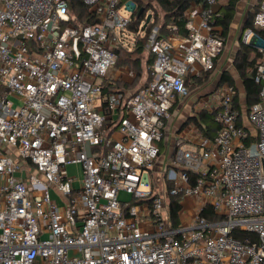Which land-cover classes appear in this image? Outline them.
I'll list each match as a JSON object with an SVG mask.
<instances>
[{
    "label": "built area",
    "instance_id": "built-area-1",
    "mask_svg": "<svg viewBox=\"0 0 264 264\" xmlns=\"http://www.w3.org/2000/svg\"><path fill=\"white\" fill-rule=\"evenodd\" d=\"M82 2L97 24L81 26L69 0H0V264H264V38L249 27L241 34L259 54V95L244 117L252 131L234 88L219 87L206 105L213 138L178 140L153 176L155 144L188 95L186 78L212 70L222 50L217 0L185 10L183 36L150 30L151 80L130 96L104 86L134 3ZM252 24L264 28V0ZM68 165H80L79 180ZM168 196L181 206L174 227ZM190 200L198 203L188 212ZM205 206L222 219L201 216ZM237 230L257 240L240 241Z\"/></svg>",
    "mask_w": 264,
    "mask_h": 264
},
{
    "label": "crops",
    "instance_id": "crops-1",
    "mask_svg": "<svg viewBox=\"0 0 264 264\" xmlns=\"http://www.w3.org/2000/svg\"><path fill=\"white\" fill-rule=\"evenodd\" d=\"M127 2L130 1H122L123 4H127ZM226 3L227 0H217L214 7L215 12H220ZM260 3L261 0H238L236 2L233 17L229 24L222 50L214 59L213 69L201 72L199 77L186 78L188 95L182 99H176L174 106L171 109L170 117L165 122L162 138L155 144L159 149V156L153 168V176L157 173L160 174L168 165L171 164L173 152L178 140H181V144L188 146L196 144L199 137H205L201 135L197 127L192 121H190V119L198 117L202 112L212 114L211 111H208L209 109L206 108V105L212 103L211 96L213 92L219 87L226 85L231 86L225 82L220 83L221 75L223 73H228L234 82V86L236 87L235 89L232 86L236 92V108L238 109L239 106L240 109V107L243 106L239 94L244 97V93L241 87L240 79L233 68V60L240 45L243 44L241 41V34L244 30V25L249 18L253 19L254 14L259 10ZM148 15L150 16L149 21H151L152 15L149 14L148 11L145 16V21L141 24L142 27H145L149 22L146 21V17ZM213 30V33H215V31H219L220 29L218 27H214ZM126 35L127 34L125 33V37L121 38V46L114 50L116 56L119 50L128 52L133 50L135 45V42L133 41L134 39L132 36V38H129V35H127L128 37ZM167 37L174 38L171 29L169 30ZM145 44L146 39L144 40L143 52L136 68H133L130 64H121L116 61L115 66L109 71L108 76L105 79L110 82L107 86L113 85L117 87V90H119L117 92H120L125 96H130L151 80L150 65L152 64L153 56L146 51ZM148 59H151V64H147ZM237 80L240 82V93L237 91ZM190 90L194 93L193 96L191 95ZM239 109L238 111L242 116L241 119L244 123V127L252 131V127H250L244 118L247 111L243 109V112H241ZM121 116L122 114L118 112V114L113 117L114 120H116ZM197 203V200L187 201L184 205V208H186L185 211L191 212V210L195 209Z\"/></svg>",
    "mask_w": 264,
    "mask_h": 264
},
{
    "label": "trees",
    "instance_id": "trees-1",
    "mask_svg": "<svg viewBox=\"0 0 264 264\" xmlns=\"http://www.w3.org/2000/svg\"><path fill=\"white\" fill-rule=\"evenodd\" d=\"M128 1L134 3L135 8L131 14L130 23L125 28V33L129 35V38L133 37L135 45L131 52L119 50L117 53V61L121 64H130L133 68H136L143 52L144 40L147 38L150 30L154 27H158L159 35L162 37H167L170 29H173L172 33L174 35H185L186 30L184 28L185 19L183 17V13L189 8L190 5L203 3L204 0ZM237 1L238 0H227V3L222 8V10L220 12H215L214 15L213 26L220 29L219 31H215L214 34L221 38L223 44L229 28V24L233 17L234 8ZM152 2H154L162 12V23L157 25L158 17L152 15L151 21H149L145 27H142L141 24L145 21L147 12L150 10L155 11L156 9V6L154 7ZM68 6V12L70 16L74 17L81 26L94 25L98 23L97 17L88 11V8L83 4L82 0H69ZM139 10H142V12L139 13ZM252 22L253 19L249 18L244 25V29L248 27L252 28L257 34L264 38V28L260 29L254 27ZM258 59V51L253 45L241 44L233 60V68L235 69L240 79L241 87L244 93V105L240 107V109L238 106V109L241 112H243V109L245 111H248L258 99L260 88L254 82V74ZM147 64H151V59H148ZM223 82L233 86L236 89L232 78L226 72L221 75L220 83ZM117 91L119 90H117V87L113 85L104 87L105 93H112ZM190 121L194 123L201 135L205 136L208 139H212L218 129V126L213 122L212 114L210 113L202 112L198 117L191 118ZM166 189L169 190L170 186L167 185ZM128 203L133 204V201H130ZM123 209L126 210V208ZM180 209L181 206L179 203V198L175 196H168L166 211L171 227L178 225V213ZM200 215L211 222L222 219L221 217L214 215L212 209L209 206H205ZM232 236L239 239L240 241L248 240L254 242L257 240L256 234L240 232L238 230L234 231L232 233Z\"/></svg>",
    "mask_w": 264,
    "mask_h": 264
},
{
    "label": "rangeland",
    "instance_id": "rangeland-1",
    "mask_svg": "<svg viewBox=\"0 0 264 264\" xmlns=\"http://www.w3.org/2000/svg\"><path fill=\"white\" fill-rule=\"evenodd\" d=\"M152 4L154 5V7L156 6V4L154 3V2H152ZM149 14H151V15H153V16H156V17H158V19H157V21H158V23H157V25H159V24H161L162 23V12H161V10L156 6V9H155V11L154 10H150L149 11ZM237 82H238V80H237ZM240 88V82H238V92H239V89ZM191 91V90H190ZM237 92V93H238ZM242 92V91H241ZM240 93V92H239ZM196 94V93H195ZM191 95L193 96L194 95V93H192V91H191ZM239 97L241 98V102H242V104L244 105V97H243V95H241V94H239ZM10 99L13 101V103H14V105L15 106H17L19 103H18V101L14 98V97H10ZM245 108V107H244ZM170 113H171V111H170ZM111 139L112 140H120L121 139V135L119 134V132L116 130V131H114L112 134H111ZM66 170H67V174L69 175V176H71V177H75V178H77L78 180L81 178V167H80V165H68L67 166V168H66ZM75 185L78 187V185H79V183L78 182H76L75 183ZM51 195H52V199L53 200H57L58 199V196H57V194L56 193H54L53 191H51ZM118 199L120 200V201H123V202H127V201H130V199H131V195H129V194H126L125 192H120L119 193V195H118Z\"/></svg>",
    "mask_w": 264,
    "mask_h": 264
},
{
    "label": "water",
    "instance_id": "water-1",
    "mask_svg": "<svg viewBox=\"0 0 264 264\" xmlns=\"http://www.w3.org/2000/svg\"><path fill=\"white\" fill-rule=\"evenodd\" d=\"M141 12H142V10H139V13H141ZM149 19H150V16L148 15V16L146 17V21L148 22Z\"/></svg>",
    "mask_w": 264,
    "mask_h": 264
}]
</instances>
